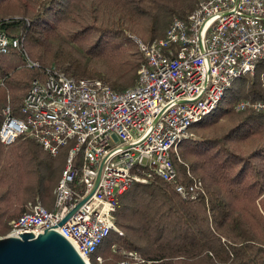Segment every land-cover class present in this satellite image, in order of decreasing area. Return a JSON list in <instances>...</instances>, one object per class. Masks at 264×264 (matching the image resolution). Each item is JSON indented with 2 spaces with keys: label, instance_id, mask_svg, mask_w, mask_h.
<instances>
[{
  "label": "trees",
  "instance_id": "16d2710c",
  "mask_svg": "<svg viewBox=\"0 0 264 264\" xmlns=\"http://www.w3.org/2000/svg\"><path fill=\"white\" fill-rule=\"evenodd\" d=\"M200 1L0 0V28L23 38L21 51L0 53V127L3 108L19 114L32 81L52 66L116 91L136 86L145 56L129 33L145 42L161 38ZM24 50L37 65H28ZM261 72L240 77L241 87L228 88L179 145L177 182L200 178L204 192L183 198L175 182L160 177L132 183L118 198L117 229L97 250L103 262L93 264H118L114 245L153 264H264V112L235 109L240 99L264 98ZM71 147L53 156L26 134L0 140V237L37 199L54 209Z\"/></svg>",
  "mask_w": 264,
  "mask_h": 264
},
{
  "label": "built area",
  "instance_id": "2783aa9c",
  "mask_svg": "<svg viewBox=\"0 0 264 264\" xmlns=\"http://www.w3.org/2000/svg\"><path fill=\"white\" fill-rule=\"evenodd\" d=\"M132 37L145 56L136 86L116 91L100 79L72 78L52 66L32 81L19 114L10 104L3 108L2 143L26 134L53 156L72 143L54 209L37 199L11 221L5 236H37L52 227L88 264L93 256L102 263L97 250L117 229L118 198L132 183L160 177L175 182L183 198L204 192L203 181L190 170V182H177L179 145L192 135L193 123L217 109L235 79L256 74L264 64V0H201L186 19L174 18L163 37ZM22 45V36L0 28V53L21 51ZM23 54L29 66L37 65ZM235 109L264 112V98L240 99ZM101 165L94 193L60 225L90 194ZM113 249L122 255L118 264H153L138 251Z\"/></svg>",
  "mask_w": 264,
  "mask_h": 264
},
{
  "label": "water",
  "instance_id": "95a60500",
  "mask_svg": "<svg viewBox=\"0 0 264 264\" xmlns=\"http://www.w3.org/2000/svg\"><path fill=\"white\" fill-rule=\"evenodd\" d=\"M101 171L102 165L90 194L63 218L60 225L94 193ZM20 234L0 237V264H88L71 241L55 228H46L37 236L34 231H23Z\"/></svg>",
  "mask_w": 264,
  "mask_h": 264
},
{
  "label": "rangeland",
  "instance_id": "374dc122",
  "mask_svg": "<svg viewBox=\"0 0 264 264\" xmlns=\"http://www.w3.org/2000/svg\"><path fill=\"white\" fill-rule=\"evenodd\" d=\"M10 17V16H9ZM131 33H129V36L131 38H133L131 35ZM135 35V34H133ZM137 36V35H136ZM139 38V37H138ZM134 39V38H133ZM141 39V38H140ZM134 41L137 43V41L134 39ZM138 44V43H137ZM58 68V67H57ZM263 70L264 71V64H260V70ZM231 87L234 88V89H239L241 87V79L240 78H237L235 79L232 83H231ZM235 94H233L234 96ZM190 132H193L192 129L190 128ZM54 203V202H53ZM93 259H94V256H93Z\"/></svg>",
  "mask_w": 264,
  "mask_h": 264
}]
</instances>
